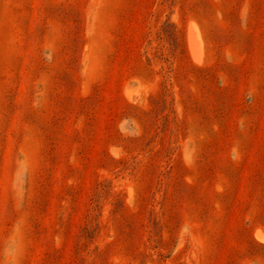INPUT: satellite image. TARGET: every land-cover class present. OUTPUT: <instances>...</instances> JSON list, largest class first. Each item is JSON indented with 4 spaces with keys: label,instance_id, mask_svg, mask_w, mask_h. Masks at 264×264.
Masks as SVG:
<instances>
[{
    "label": "rangeland",
    "instance_id": "rangeland-1",
    "mask_svg": "<svg viewBox=\"0 0 264 264\" xmlns=\"http://www.w3.org/2000/svg\"><path fill=\"white\" fill-rule=\"evenodd\" d=\"M263 239L264 0H0V264Z\"/></svg>",
    "mask_w": 264,
    "mask_h": 264
},
{
    "label": "bare ground",
    "instance_id": "bare-ground-1",
    "mask_svg": "<svg viewBox=\"0 0 264 264\" xmlns=\"http://www.w3.org/2000/svg\"><path fill=\"white\" fill-rule=\"evenodd\" d=\"M190 24V23H189ZM193 32V31H192ZM195 35V34H194ZM191 37H192V35H191ZM197 39V38H196ZM199 43V42H198ZM189 44H190V42H189ZM192 44H193V42H192ZM196 44V43H195ZM191 45V44H190ZM190 47H192V49L194 50V51H196V53H197V47L194 45V46H190ZM202 50V49H201ZM199 54V53H198ZM264 240V239H263Z\"/></svg>",
    "mask_w": 264,
    "mask_h": 264
}]
</instances>
